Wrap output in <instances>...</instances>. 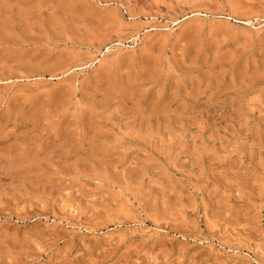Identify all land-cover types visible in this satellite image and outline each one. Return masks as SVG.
I'll return each mask as SVG.
<instances>
[{
    "label": "rangeland",
    "instance_id": "obj_1",
    "mask_svg": "<svg viewBox=\"0 0 264 264\" xmlns=\"http://www.w3.org/2000/svg\"><path fill=\"white\" fill-rule=\"evenodd\" d=\"M0 264H264V0H0Z\"/></svg>",
    "mask_w": 264,
    "mask_h": 264
}]
</instances>
